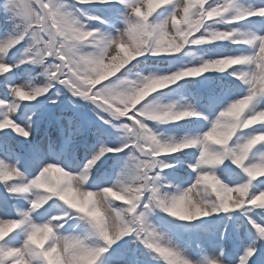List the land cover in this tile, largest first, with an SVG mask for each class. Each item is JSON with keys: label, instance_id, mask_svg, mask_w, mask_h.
Masks as SVG:
<instances>
[{"label": "snow or ice", "instance_id": "obj_1", "mask_svg": "<svg viewBox=\"0 0 264 264\" xmlns=\"http://www.w3.org/2000/svg\"><path fill=\"white\" fill-rule=\"evenodd\" d=\"M0 264H264V0H0Z\"/></svg>", "mask_w": 264, "mask_h": 264}, {"label": "trees", "instance_id": "obj_2", "mask_svg": "<svg viewBox=\"0 0 264 264\" xmlns=\"http://www.w3.org/2000/svg\"><path fill=\"white\" fill-rule=\"evenodd\" d=\"M51 133H52L53 137H55V136L57 135L55 127H53V128L51 129ZM41 135H43V129H42V131H41Z\"/></svg>", "mask_w": 264, "mask_h": 264}]
</instances>
